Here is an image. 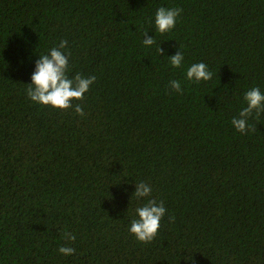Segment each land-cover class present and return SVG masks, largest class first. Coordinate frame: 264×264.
Instances as JSON below:
<instances>
[{
	"label": "trees",
	"instance_id": "trees-1",
	"mask_svg": "<svg viewBox=\"0 0 264 264\" xmlns=\"http://www.w3.org/2000/svg\"><path fill=\"white\" fill-rule=\"evenodd\" d=\"M159 7L183 9L164 34ZM62 39L69 77H96L73 102L83 117L27 97ZM199 62L211 80L187 79ZM253 87L264 0H0V264H264V113L254 131L231 123ZM147 199L166 213L141 243L129 228Z\"/></svg>",
	"mask_w": 264,
	"mask_h": 264
},
{
	"label": "clouds",
	"instance_id": "clouds-1",
	"mask_svg": "<svg viewBox=\"0 0 264 264\" xmlns=\"http://www.w3.org/2000/svg\"><path fill=\"white\" fill-rule=\"evenodd\" d=\"M182 8L159 7L155 12L156 31L164 34L173 30L176 26L178 16L182 13ZM154 37L144 34L143 44L151 46L155 44ZM67 40H61L58 47H52L47 54L39 55L35 62V70L31 75V83L26 89L27 97L36 104L59 110L73 109L76 114L83 117L85 115L81 104L73 103L74 101L84 100V94L89 91L90 86L95 82L94 75L84 77L80 73L69 77V59L68 55L62 51L66 49ZM159 54L164 50L159 46ZM184 60L183 53L177 51L169 57V62L173 68H180ZM213 73L209 70L208 65L199 62L193 63L186 70V77L190 81L199 83L209 81ZM170 87L178 93H181V83L179 80H171ZM246 107L239 112V117H234L231 121L234 128L240 133L254 131L248 124V118L255 113V118L264 113V93L259 87H253L244 93ZM152 188L150 185L139 182L135 184L133 195L139 200L151 197ZM137 218L131 220L129 232L141 243H150L157 236L160 228V221L166 213L164 202L159 203L155 199H147L143 206L135 209ZM63 237L69 241H75L76 236L68 231L63 233ZM59 253L68 256L75 253V248L61 245L58 248Z\"/></svg>",
	"mask_w": 264,
	"mask_h": 264
}]
</instances>
